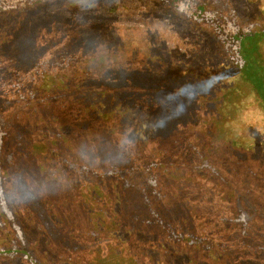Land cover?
Segmentation results:
<instances>
[{"label": "rangeland", "instance_id": "obj_1", "mask_svg": "<svg viewBox=\"0 0 264 264\" xmlns=\"http://www.w3.org/2000/svg\"><path fill=\"white\" fill-rule=\"evenodd\" d=\"M226 1L264 27V0ZM259 46L264 63V35ZM229 51L157 0H47L0 13V114L11 132L0 264H129L116 256L124 247L143 264H264V108ZM47 95L40 120L25 118ZM120 168L134 187L116 179ZM162 170L156 187L190 192H148L155 213L175 228L193 218L186 233L218 245L171 244L153 223L135 187ZM244 203L245 230L218 222Z\"/></svg>", "mask_w": 264, "mask_h": 264}, {"label": "trees", "instance_id": "obj_2", "mask_svg": "<svg viewBox=\"0 0 264 264\" xmlns=\"http://www.w3.org/2000/svg\"><path fill=\"white\" fill-rule=\"evenodd\" d=\"M47 0H0V13L2 12H19L23 13L28 10L35 8L36 6L44 3ZM162 2L168 6H170L176 13L185 17L195 24H205L220 40V43L225 49L230 50L229 52L233 55L232 60L233 64L236 66L242 81L248 84L256 98L262 103V107L264 108V63L262 59V54L260 51V40L264 35V27H260L257 23L242 20L240 15L229 5L226 0H157ZM53 95L47 96H39L32 101L35 105L28 106L32 111L28 112L24 115L25 118L40 120L38 117L37 108L42 109L44 107H48L49 103L51 105L54 102ZM33 99V98H32ZM30 99V101L32 100ZM26 102L27 99H23ZM21 104V103H20ZM19 104V105H20ZM16 107V106H15ZM18 107V106H17ZM18 112V111H16ZM43 120V119H42ZM41 120V121H42ZM9 126L5 124L3 121V117L0 114V156L1 151L4 148V141L6 138L11 136V132L7 130ZM13 134V133H12ZM160 164L154 163L152 165L149 164V167L157 168ZM108 168L107 171H109ZM140 169L138 167H133L132 170ZM203 169L213 173V170L210 166H208L205 162H203ZM211 169V170H210ZM161 173H153L152 177L149 179L148 183L145 185L137 186L136 189H139L142 192V196L144 197V201L146 204L150 206V216L153 219V223L156 224L164 233L166 240L174 245L178 246H186V247H199L204 249H210L218 245L210 238L203 236H199L197 234L190 235L187 234L185 229L191 230L195 225L193 218L186 220L183 222L185 227H173V224L169 218L165 216H160L159 213H155L154 205L152 199L148 198V192L153 193L157 197L162 195L163 188L156 187L157 183L153 182L159 179H164L166 176L165 171L162 170ZM157 172V171H156ZM116 179L120 181V184L123 188L134 187L133 185H129L125 181V177L129 172L120 168L119 170H114L112 172ZM214 175V174H213ZM215 176V175H214ZM150 185V186H149ZM156 187V188H155ZM166 187V186H165ZM174 187H167V190L164 192V196L167 193L172 194L175 199H183L181 198L183 195L188 196L190 190L188 188L183 190H175ZM153 189V191H152ZM173 190V193H172ZM168 191V192H166ZM206 191V190H205ZM211 190L209 189L206 194H208ZM2 190L0 189V197H2ZM168 196V195H167ZM0 202L4 204L3 199H0ZM238 209H233V214L230 218H225V216L218 219L219 223L227 224L228 226H236L241 227L242 231L245 230L246 227V204L244 203ZM245 207V208H244ZM99 209V208H98ZM194 219L197 217L194 216ZM208 221L209 225H213L214 222L211 220ZM185 228V229H184ZM125 251L127 248H121L117 257H120L123 260L129 262V264H143L141 259L136 258V256H126ZM24 257H27L24 256ZM31 261V258H29ZM31 264H36L31 261Z\"/></svg>", "mask_w": 264, "mask_h": 264}]
</instances>
